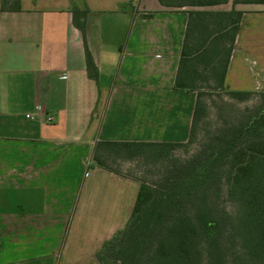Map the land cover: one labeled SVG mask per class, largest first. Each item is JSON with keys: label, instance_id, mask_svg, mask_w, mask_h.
<instances>
[{"label": "crops", "instance_id": "crops-1", "mask_svg": "<svg viewBox=\"0 0 264 264\" xmlns=\"http://www.w3.org/2000/svg\"><path fill=\"white\" fill-rule=\"evenodd\" d=\"M212 5L241 12L225 87L264 91V3ZM187 21L159 0L0 8V264H109L97 253L126 226L140 181L93 151L187 140L196 93L174 85Z\"/></svg>", "mask_w": 264, "mask_h": 264}, {"label": "trees", "instance_id": "trees-1", "mask_svg": "<svg viewBox=\"0 0 264 264\" xmlns=\"http://www.w3.org/2000/svg\"><path fill=\"white\" fill-rule=\"evenodd\" d=\"M159 1L166 6H204L227 0ZM232 1L264 3V0ZM0 8L18 10L20 0H1ZM187 13L188 21L175 76V87L187 91L196 90L194 81L200 71L198 66L201 62L207 65L212 60V56L216 55V52L210 55L206 51L208 47L216 48L218 45L220 36L217 35L219 32L217 27L219 29L230 27L232 32L225 59L221 65L213 69L218 85L226 88L224 77L241 12L234 9L228 11L189 9ZM211 26H216V29L209 30ZM193 49H201V53L197 55L201 59L195 58L191 52ZM85 55L87 65L94 75V62L86 47ZM202 55L207 57L203 58ZM227 91L235 95L253 92L230 89ZM259 92L264 96V91ZM199 110L200 98L197 91L187 141H190L193 135ZM234 129L238 133L237 136L247 135L248 132H258L253 139H249V143L237 149H233L235 145L229 144L225 149V154L230 155V160L225 163L226 175L223 185L226 195L236 198L238 210L241 213L237 225L231 226L234 231L232 229L227 233L225 243L228 248L235 247L233 252L236 257L238 252H244L246 247L251 245L256 251L264 249V149L262 147L264 134L260 131V129L264 130V107L249 118L241 119ZM183 143L185 142L102 140L96 143L93 159L106 169L120 172L107 164L102 152L110 149L117 153L126 152L131 155L132 152L141 150L145 146L173 147ZM181 187L183 185L175 181L167 187L168 189L158 191L151 183L140 181L137 197L126 226L103 243L97 253L99 260L109 264H203L199 259L201 249H208L212 240H217L215 232L221 229L220 221L224 225L226 218L223 220L224 217L220 215L216 218L211 208L213 205L216 206V202L212 198L204 195L197 197L189 194L190 191H187L189 195L185 197L180 191ZM199 188L194 191L203 194V190H206L203 187ZM141 225L143 229L140 228ZM225 228L226 225L222 227L223 232H226ZM123 236H129L126 239L127 243L121 245L117 253H112L114 256L112 258L109 254L114 242ZM210 261L212 260L208 258L207 263L204 264H214Z\"/></svg>", "mask_w": 264, "mask_h": 264}, {"label": "rangeland", "instance_id": "rangeland-1", "mask_svg": "<svg viewBox=\"0 0 264 264\" xmlns=\"http://www.w3.org/2000/svg\"><path fill=\"white\" fill-rule=\"evenodd\" d=\"M184 7L187 10H219L212 4L198 7L186 5ZM211 29H216V26H211L209 30ZM217 30L219 31L217 35L220 36L218 45L216 48L210 46L206 51L210 55L216 52V55H213L214 58L212 56V60L207 65L204 62L200 63L198 66L200 71L194 81L196 85L194 92L198 91L199 93L200 110L190 141L186 140L185 143L173 147L145 146L141 150L132 152L131 155L126 152L117 153L110 149L101 154L112 168L139 181L151 183L158 191L168 189L169 185L177 181L183 185L180 191L185 197H188V193L197 197L204 195L216 202V206L211 207L214 210V215L216 218L220 215L224 217L223 220L225 218L226 220H224V225L220 221L221 229L219 228L215 232L217 240H212L208 249H201L199 259L203 264L207 263L208 258L212 260L210 263L214 264H264V249L256 251L251 245L246 247L244 252H238L234 257L235 247L228 248L225 243L227 233L233 229L231 226L237 225L241 215L236 198L226 195L223 185L226 175L225 163L230 160V155L225 154V149L229 144L235 145L233 149H237L241 145L249 143V139L256 136L258 132H248L247 135L237 136L238 133L234 131V127L241 119L249 118L264 107V96L259 91L235 95L218 85L213 69L221 65L225 59L232 30L230 27H221L220 29L217 27ZM200 50H191L195 58L201 59L197 56L201 53ZM206 57L203 56V58ZM260 131L264 134V130L260 129ZM227 140L229 142L226 143ZM262 147L264 149V144ZM199 187L206 188L203 190V194L194 191ZM187 191L190 192L187 193ZM221 225L224 227L226 225V232H223ZM235 231L237 230L235 229ZM128 237L123 236L114 242L113 249L109 254L112 258L121 245H126Z\"/></svg>", "mask_w": 264, "mask_h": 264}, {"label": "built area", "instance_id": "built-area-1", "mask_svg": "<svg viewBox=\"0 0 264 264\" xmlns=\"http://www.w3.org/2000/svg\"><path fill=\"white\" fill-rule=\"evenodd\" d=\"M40 113H42V108H41V106H40L39 104H36V105L34 106V111L26 113L25 116H26L27 118H31V119H32V118H35V116H37V115L40 114ZM45 120H46V121H51V120H52L51 115H47V116L45 117Z\"/></svg>", "mask_w": 264, "mask_h": 264}]
</instances>
